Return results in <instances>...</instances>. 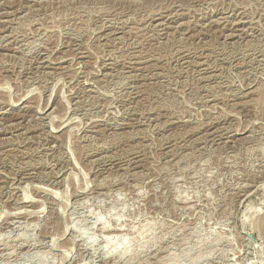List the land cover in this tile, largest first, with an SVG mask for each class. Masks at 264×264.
I'll return each instance as SVG.
<instances>
[{
	"label": "rangeland",
	"instance_id": "374dc122",
	"mask_svg": "<svg viewBox=\"0 0 264 264\" xmlns=\"http://www.w3.org/2000/svg\"><path fill=\"white\" fill-rule=\"evenodd\" d=\"M0 20V264H264V0Z\"/></svg>",
	"mask_w": 264,
	"mask_h": 264
},
{
	"label": "bare ground",
	"instance_id": "6f19581e",
	"mask_svg": "<svg viewBox=\"0 0 264 264\" xmlns=\"http://www.w3.org/2000/svg\"><path fill=\"white\" fill-rule=\"evenodd\" d=\"M37 3V2H36ZM177 8V7H176ZM17 11V10H16ZM19 11V10H18ZM225 12V11H224ZM9 13V12H8ZM173 13V12H172ZM4 15H7V14H4ZM171 15V14H170ZM178 16V15H177ZM223 16V15H222ZM167 17V16H166ZM6 20V19H5ZM128 20V19H127ZM169 20V19H168ZM1 21V20H0ZM10 21V20H9ZM229 21V20H228ZM243 21V20H242ZM241 21V22H242ZM105 22V21H104ZM163 22V21H162ZM232 22V21H231ZM234 22H236V21H234ZM239 22V21H238ZM238 22H236L237 24H238ZM245 22H246V20H245ZM111 23V22H110ZM161 23V22H160ZM165 23V22H164ZM233 23V22H232ZM147 24V23H146ZM208 25V24H207ZM220 25V24H219ZM2 26V25H1ZM13 26V25H12ZM11 26V27H12ZM154 26V25H153ZM159 26V25H158ZM162 26V25H161ZM200 26H202V24L200 25ZM237 26V25H236ZM241 26V25H240ZM113 27V26H112ZM115 27V26H114ZM148 27V26H147ZM226 27V26H225ZM248 27V26H247ZM5 28V27H4ZM13 28V27H12ZM117 28V27H116ZM153 28V27H152ZM159 28V27H158ZM179 28V27H178ZM211 28V27H210ZM237 28H239V27H237ZM162 29H165V28H162ZM143 30V29H142ZM203 30V29H202ZM236 30V29H235ZM243 30V29H242ZM249 30V29H248ZM164 31V30H163ZM169 31V30H168ZM13 32H15V31H13ZM176 32V31H175ZM9 33V32H8ZM167 33V32H166ZM232 33V32H231ZM229 34V33H228ZM249 34V33H248ZM225 35V34H224ZM2 36H4V35H2ZM6 36V35H5ZM102 36V35H101ZM232 36V35H231ZM110 37V36H109ZM1 38H3V37H0V40H1ZM10 38V37H9ZM20 38V37H19ZM8 39V38H7ZM22 39V38H21ZM10 40V39H9ZM8 40V41H9ZM7 41V40H6ZM4 42V41H3ZM27 42V41H26ZM5 43V42H4ZM24 43V42H23ZM22 43V44H23ZM16 45V44H15ZM17 47V46H16ZM23 48V47H22ZM20 49V48H19ZM140 49V48H139ZM14 50V49H13ZM52 52V51H51ZM257 53V52H256ZM84 54V53H83ZM136 54V53H135ZM48 55V54H47ZM50 55V54H49ZM45 56V55H44ZM183 56V55H182ZM82 57V56H81ZM129 57V56H128ZM188 57V56H187ZM83 58V57H82ZM185 58V57H184ZM127 59V58H126ZM260 59V58H259ZM59 60V59H58ZM62 60V59H61ZM72 60H73V57H72ZM141 60V59H140ZM185 60V59H184ZM254 60V59H253ZM132 61V60H131ZM139 61V60H138ZM196 61V60H195ZM61 62V61H60ZM81 62V61H80ZM130 62V61H129ZM147 62V61H146ZM181 62V61H180ZM189 62H190V60H189ZM188 62V63H189ZM258 62V61H257ZM50 63V62H49ZM59 63V62H58ZM187 63V62H186ZM201 63H203V61L201 62ZM42 64V63H41ZM200 64V63H199ZM259 64V63H258ZM51 65V64H50ZM140 65V64H139ZM38 66H39V64H38ZM41 67V66H40ZM54 67V66H53ZM135 67V66H134ZM139 67V66H138ZM143 67V66H142ZM204 67V66H203ZM207 67H208V65H207ZM260 67H261V65H260ZM83 68V67H82ZM137 68V67H136ZM262 68V67H261ZM139 69V68H138ZM209 69V68H208ZM97 70H99L98 68H97ZM129 70V69H128ZM123 71V70H122ZM45 72H47V71H45ZM53 73V72H52ZM133 73V72H132ZM213 73V72H212ZM131 74V73H130ZM134 74V73H133ZM141 75V74H140ZM208 76V75H207ZM199 77V76H198ZM205 78V77H204ZM213 78V77H212ZM133 79V78H132ZM93 80V79H92ZM88 81V80H87ZM206 81V80H205ZM135 83V82H134ZM249 85V84H248ZM135 87V86H134ZM85 89V88H84ZM89 89V88H88ZM91 89V88H90ZM242 89V88H241ZM131 92V91H130ZM252 94V93H251ZM128 97V96H127ZM126 97V98H127ZM24 100V99H23ZM14 103V102H13ZM39 107V106H38ZM54 114H56L55 112H54ZM47 116V115H46ZM39 117V116H38ZM51 118V117H50ZM56 118V117H55ZM61 118V117H60ZM53 119V118H52ZM47 120V119H46ZM49 120V119H48ZM51 120V119H50ZM68 121V120H67ZM67 121H64V122H67ZM49 122V121H48ZM53 122V121H52ZM10 123H11V121H10ZM65 124V123H64ZM71 124V123H70ZM141 124V123H140ZM10 126V125H9ZM41 126V125H40ZM45 126V125H44ZM50 126V125H49ZM53 126V125H52ZM61 126H62V124H61ZM206 126V125H205ZM58 127V126H57ZM51 128V127H50ZM69 128V127H68ZM81 128H83V127H81ZM91 129V128H90ZM218 129V128H217ZM217 129H215V132H216V130ZM29 130V129H28ZM40 130V129H39ZM54 130H55V128H54ZM57 130V129H56ZM8 131V130H7ZM84 131V130H83ZM210 131V130H209ZM223 131V130H222ZM226 131V130H225ZM213 132V131H212ZM10 133V132H9ZM218 134V133H217ZM219 134H221V133H219ZM233 134V133H232ZM56 135V134H55ZM223 136V135H222ZM230 136H231V134H230ZM221 137V136H220ZM215 138V137H214ZM217 138V137H216ZM213 139V138H212ZM206 141V140H205ZM219 141V140H218ZM208 143V142H207ZM171 150V149H170ZM175 156V155H174ZM137 159V158H136ZM169 159V158H168ZM97 161H99V160H97ZM125 165V164H124ZM130 167V166H129ZM99 168V167H98ZM122 168V167H121ZM55 169V168H54ZM99 170V169H98ZM59 171V170H58ZM1 173V172H0ZM25 175V174H24ZM27 177H28V175H27ZM36 177V176H35ZM29 179V178H28ZM27 179V180H28ZM13 181V180H12ZM64 181V180H63ZM24 183V182H23ZM26 183V182H25ZM25 183H24V185H25ZM13 185V184H12ZM19 186V185H18ZM251 186V185H250ZM93 187V186H92ZM26 189V188H25ZM246 189V188H245ZM9 190V189H8ZM24 189H22V191H23ZM19 191V190H18ZM13 193V192H12ZM52 193H54V192H52ZM49 194V193H48ZM78 194V193H77ZM85 195V194H84ZM245 195V194H244ZM26 196V195H25ZM25 196L22 194V197H24V200H25ZM28 196V195H27ZM27 196H26V198H27ZM30 196V195H29ZM75 196V195H74ZM86 196V195H85ZM20 197V196H19ZM21 198V197H20ZM242 198V197H241ZM240 198V199H241ZM16 200V199H15ZM19 200V199H18ZM23 200V201H24ZM27 200H29L28 198H27ZM31 200H33V199H31ZM31 200H30V202H31ZM20 201V200H19ZM26 201V200H25ZM29 203V202H28ZM51 203V202H50ZM16 204V203H15ZM33 205V204H32ZM24 208V207H23ZM33 213V212H32ZM31 213V214H32ZM11 215V214H10ZM6 221V220H5ZM12 221V220H11ZM11 223V222H10ZM4 224V223H3ZM115 229V228H114ZM21 244V243H20ZM23 245V244H22Z\"/></svg>",
	"mask_w": 264,
	"mask_h": 264
}]
</instances>
